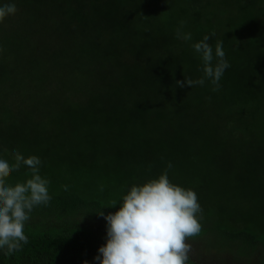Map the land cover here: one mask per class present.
I'll return each mask as SVG.
<instances>
[{"label":"trees","instance_id":"trees-1","mask_svg":"<svg viewBox=\"0 0 264 264\" xmlns=\"http://www.w3.org/2000/svg\"><path fill=\"white\" fill-rule=\"evenodd\" d=\"M0 2L16 6L0 22V156L39 157L51 196L0 264H96L106 222L92 212L165 170L200 204L191 247L264 264V0ZM205 35L230 65L219 87H176L203 76ZM28 178L21 165L6 180Z\"/></svg>","mask_w":264,"mask_h":264},{"label":"clouds","instance_id":"clouds-1","mask_svg":"<svg viewBox=\"0 0 264 264\" xmlns=\"http://www.w3.org/2000/svg\"><path fill=\"white\" fill-rule=\"evenodd\" d=\"M15 12L14 3L0 2V22ZM177 38L189 41L191 33L178 31ZM208 40L205 35L192 45L202 62L203 76L177 80L176 87L204 86L205 80L219 87L230 65L222 43L217 42L213 49ZM21 165L31 171V178L10 184L6 177ZM40 165V158L34 155H18L15 163L0 156V252L5 256L28 243L25 225L30 214L36 207L47 206L51 199L48 181L39 172ZM117 204L115 212L105 214L104 207L92 212L106 222L105 242L93 257L96 264H190L188 238L201 231V207L194 190L171 182L165 170L155 178L129 186L113 206ZM82 264L89 262L84 260Z\"/></svg>","mask_w":264,"mask_h":264},{"label":"rangeland","instance_id":"rangeland-1","mask_svg":"<svg viewBox=\"0 0 264 264\" xmlns=\"http://www.w3.org/2000/svg\"><path fill=\"white\" fill-rule=\"evenodd\" d=\"M191 251L193 254H196L197 256H199L202 260L204 261H210L212 263H216V264H232V263H223L221 260H215V257H213V259H211V257L209 255H207L206 251H204L203 249L198 250L197 247H191Z\"/></svg>","mask_w":264,"mask_h":264}]
</instances>
